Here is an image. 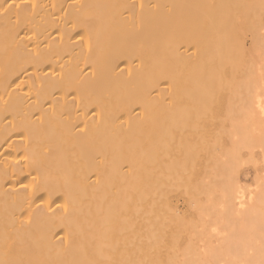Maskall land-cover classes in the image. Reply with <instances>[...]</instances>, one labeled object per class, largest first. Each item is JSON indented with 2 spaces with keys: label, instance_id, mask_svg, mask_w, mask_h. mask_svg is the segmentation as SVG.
<instances>
[{
  "label": "bare ground",
  "instance_id": "bare-ground-1",
  "mask_svg": "<svg viewBox=\"0 0 264 264\" xmlns=\"http://www.w3.org/2000/svg\"><path fill=\"white\" fill-rule=\"evenodd\" d=\"M0 264H264V0H0Z\"/></svg>",
  "mask_w": 264,
  "mask_h": 264
}]
</instances>
